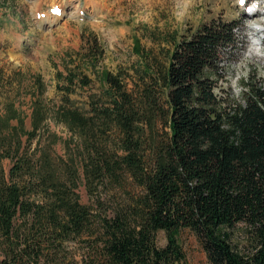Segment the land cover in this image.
<instances>
[{"label":"trees","instance_id":"trees-1","mask_svg":"<svg viewBox=\"0 0 264 264\" xmlns=\"http://www.w3.org/2000/svg\"><path fill=\"white\" fill-rule=\"evenodd\" d=\"M241 26L214 17L173 37L165 61L146 60L131 88L128 73L106 72L86 107L69 95L89 77L57 71L60 102L35 98L30 129L7 102L0 264H186L182 229L197 237L208 264H264V82L250 79L236 102L214 91L236 57ZM35 80L40 95L44 83ZM81 180L90 204L80 201ZM239 225L241 246L232 243Z\"/></svg>","mask_w":264,"mask_h":264},{"label":"rangeland","instance_id":"rangeland-1","mask_svg":"<svg viewBox=\"0 0 264 264\" xmlns=\"http://www.w3.org/2000/svg\"><path fill=\"white\" fill-rule=\"evenodd\" d=\"M56 1L0 0V113L7 102L12 103L27 129L35 98L40 97L47 107L60 102L57 83L62 86L65 81L57 71L66 74L70 68L89 77V84H74L69 95L77 105L86 107L88 94L104 86L106 72L128 73L127 86L133 87L139 81L137 70L146 60L165 61L170 39L189 34L214 17L242 23L239 49L214 88L217 96L224 102L240 101L250 79L264 82V0H60L58 6ZM75 4L77 13L59 12L53 24L42 23V17L53 14V8L69 11ZM99 52L94 58L92 53ZM37 77L44 83L40 95ZM50 127L62 138L70 135L61 124L50 121ZM29 143L33 148L36 139ZM54 149L65 153L62 142ZM10 166V159H3L6 172ZM77 192L82 203H91L82 180ZM234 232L232 243L241 246L242 226ZM156 240L159 246L165 244L164 231L157 232ZM178 241L186 264H208L192 231L182 229ZM73 248L81 251L77 244Z\"/></svg>","mask_w":264,"mask_h":264},{"label":"bare ground","instance_id":"bare-ground-1","mask_svg":"<svg viewBox=\"0 0 264 264\" xmlns=\"http://www.w3.org/2000/svg\"><path fill=\"white\" fill-rule=\"evenodd\" d=\"M57 2V6L59 5V4H62V3H59L60 2V0L59 1H56ZM72 9H70L69 11H65V9L63 10H60V14L62 15H64V14H68L69 16H71V15H73L74 13H77L78 12V7H77V5L75 4V5H72ZM94 7V6H93ZM250 12H251V10H250ZM249 12V14H252V13H250ZM252 12H254V11H252ZM59 18H58V16L57 15H54V14H50L49 16H45V17H42V23H47V24H49V25H51V24H53L54 22H56L57 20H58ZM255 24H257V25H263V23L262 22H260V21H256V22H254ZM254 29H258V27L256 26ZM259 41H260V39H259ZM252 43L253 44H256V42L254 43L253 41H252Z\"/></svg>","mask_w":264,"mask_h":264},{"label":"snow or ice","instance_id":"snow-or-ice-1","mask_svg":"<svg viewBox=\"0 0 264 264\" xmlns=\"http://www.w3.org/2000/svg\"><path fill=\"white\" fill-rule=\"evenodd\" d=\"M241 2L243 3V0H241Z\"/></svg>","mask_w":264,"mask_h":264}]
</instances>
